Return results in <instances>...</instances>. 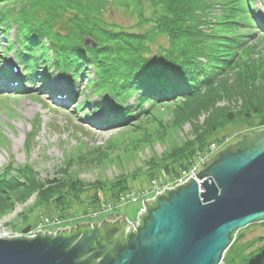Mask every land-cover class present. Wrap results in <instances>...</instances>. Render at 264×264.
I'll list each match as a JSON object with an SVG mask.
<instances>
[{"label": "trees", "instance_id": "trees-1", "mask_svg": "<svg viewBox=\"0 0 264 264\" xmlns=\"http://www.w3.org/2000/svg\"><path fill=\"white\" fill-rule=\"evenodd\" d=\"M150 1L154 10L158 5L166 14L158 21L153 19L147 38L161 35L169 43L154 55L145 38L132 30L119 28V32L113 31L117 37L107 36V26L101 22L107 6L103 0H4L0 4V34L15 29L17 39L8 41V46L23 68L24 84L36 83L38 77L44 81L46 75L40 76L39 70L51 69L52 73L70 75L75 85L77 77L91 68L93 79L88 80V89L97 103L89 105L88 97L84 111L86 115L104 111L103 125L123 126L129 119L136 121L146 115V105L151 109L164 103L173 108V126L193 121L195 140H186L173 150L162 170L166 178L174 179L199 152H205L208 135L226 124L239 120L253 125L256 119L259 122L252 131L264 129V47L258 42L247 43V38L256 34L254 0ZM126 3L128 6L131 1ZM86 38L92 39L96 48L85 46ZM0 78L10 80V66ZM131 99L134 105L128 104ZM221 101L228 106L218 108ZM200 114L207 115L204 126L197 123ZM95 161L82 153L73 155L65 160L57 178L46 181H40L31 170L7 167L0 175V216L33 196L35 206L54 197L66 203L69 196L65 193L75 195L86 186L79 169L91 168ZM156 176L150 173L148 178ZM128 183L124 179L116 185L115 197L130 189ZM223 264H264V245L250 250L236 244L234 236Z\"/></svg>", "mask_w": 264, "mask_h": 264}, {"label": "rangeland", "instance_id": "rangeland-1", "mask_svg": "<svg viewBox=\"0 0 264 264\" xmlns=\"http://www.w3.org/2000/svg\"><path fill=\"white\" fill-rule=\"evenodd\" d=\"M103 1L107 6L101 22L107 26V36L115 38L117 35L113 31L132 30L133 34L145 38L153 55L159 49H167L169 43L165 36L153 40L147 38L153 19L158 21L166 14L160 6L154 10L150 0H128L131 1L128 6L127 0ZM2 2L4 0H0V4ZM251 5L255 9L252 17L259 16L264 23V5L260 0ZM253 27L256 34L248 37L247 43L258 42L264 47V39H261L264 29L260 30L257 24ZM16 39L14 28L7 35L0 34V72L11 66L13 81L23 82V68L8 46V41L15 42ZM39 73L40 76L46 75L44 81L41 77L35 78L36 83L28 82L21 86L22 90H18L20 86L13 82L5 85L13 90H0V175L11 167L31 170L40 181L53 180L62 173L65 160L73 155L82 153L96 161L91 168L79 169L80 179L86 186L75 195L65 193L66 197L69 196L66 203H59L54 197L50 202L43 199L41 205L35 206L36 196H33L24 204L11 206L10 214L0 216V238L22 237V231L27 227L31 231L47 226L63 231L80 224H101L111 215H119V219L125 217L130 223L137 222L143 202L154 198L155 183L161 184L160 180L166 179L162 170L170 161L167 157L173 150L181 148L184 141L195 140L193 121H187L179 128L173 126V108L164 103L151 109L146 105L147 114L136 121L133 118L127 120L125 126L103 125L106 120L104 111H92L89 115L84 111L85 100L91 98L88 89V80L93 79L91 68L77 77L75 85L71 83L70 75L52 73L51 69L46 72L41 69ZM42 86L47 89L42 90ZM237 102L239 106L240 100ZM96 103L97 99L91 98L89 105ZM128 104L134 105L133 99ZM216 106L224 108L228 105L221 101ZM206 117L200 114L197 123L203 125ZM258 122L255 119L253 125ZM253 125L235 120L217 133L208 135L205 152H199L192 164L202 156L209 160L244 135L264 130L252 131ZM212 146L218 150L209 154ZM150 173L157 176L150 179ZM124 179H128L130 189L115 197L116 185ZM235 240L236 244L250 247V250L260 248L264 245V223L240 230Z\"/></svg>", "mask_w": 264, "mask_h": 264}, {"label": "water", "instance_id": "water-1", "mask_svg": "<svg viewBox=\"0 0 264 264\" xmlns=\"http://www.w3.org/2000/svg\"><path fill=\"white\" fill-rule=\"evenodd\" d=\"M85 46L96 48L90 38ZM183 186L143 202L137 222L0 238V264H221L242 229L264 223V130L215 153ZM37 234V233H36Z\"/></svg>", "mask_w": 264, "mask_h": 264}, {"label": "built area", "instance_id": "built-area-1", "mask_svg": "<svg viewBox=\"0 0 264 264\" xmlns=\"http://www.w3.org/2000/svg\"><path fill=\"white\" fill-rule=\"evenodd\" d=\"M217 150L218 148L216 146H212L209 154H214ZM197 160L194 165L192 164L193 166H190L187 169L180 171L173 180L170 181V180H167L166 178V179L160 180L161 184L155 183L154 188L156 189V193H153L154 195L153 199H155L158 195H161L166 191H170V190L183 186L185 183H187L191 179H194L197 181L196 175L201 170V166L208 160V157L205 158V156H202V157H199ZM197 182L200 184L199 181ZM124 198L125 197H122L121 199H124ZM48 227L49 226L37 227L34 231L30 230L27 237L33 238V237H36V235L38 234H48V235L57 234L58 230L49 229Z\"/></svg>", "mask_w": 264, "mask_h": 264}, {"label": "flooded vegetation", "instance_id": "flooded-vegetation-1", "mask_svg": "<svg viewBox=\"0 0 264 264\" xmlns=\"http://www.w3.org/2000/svg\"><path fill=\"white\" fill-rule=\"evenodd\" d=\"M118 221H119V218H116L115 220L108 221L109 225H112V226H109V229L112 227L114 228V226H121L122 223L118 222Z\"/></svg>", "mask_w": 264, "mask_h": 264}, {"label": "bare ground", "instance_id": "bare-ground-1", "mask_svg": "<svg viewBox=\"0 0 264 264\" xmlns=\"http://www.w3.org/2000/svg\"><path fill=\"white\" fill-rule=\"evenodd\" d=\"M44 86L46 87V84H44ZM60 87H61V86H60ZM41 89H42V90H46L47 88L45 89V88L42 86V88H41Z\"/></svg>", "mask_w": 264, "mask_h": 264}]
</instances>
